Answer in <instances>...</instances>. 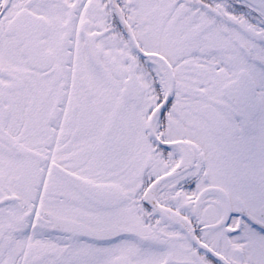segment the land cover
<instances>
[{"label":"snow or ice","instance_id":"obj_1","mask_svg":"<svg viewBox=\"0 0 264 264\" xmlns=\"http://www.w3.org/2000/svg\"><path fill=\"white\" fill-rule=\"evenodd\" d=\"M0 264H264V0H0Z\"/></svg>","mask_w":264,"mask_h":264}]
</instances>
